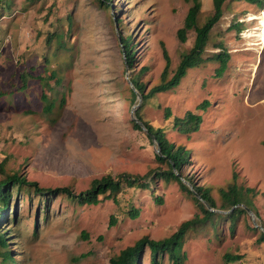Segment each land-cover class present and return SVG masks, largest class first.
I'll use <instances>...</instances> for the list:
<instances>
[{"label":"rangeland","instance_id":"374dc122","mask_svg":"<svg viewBox=\"0 0 264 264\" xmlns=\"http://www.w3.org/2000/svg\"><path fill=\"white\" fill-rule=\"evenodd\" d=\"M196 2L201 26L214 13V0H112L109 8L99 0H12L10 8H0V161L7 162L0 176L18 170L47 189L37 191L31 182L11 186L0 232L13 253L6 263L0 254V264H110L142 237L170 236L200 211L179 182L162 177L150 188L124 186L117 200L101 196L98 204L76 195L106 174L167 169L157 159L158 141L133 127L139 99L132 102L128 79L146 69L141 80L149 92L162 80L164 49L174 73L195 42V29L186 41L178 30ZM60 30L68 36L65 46L56 37L49 40ZM122 33L131 34L136 46L132 69L125 63ZM221 50L230 59L219 75ZM202 56L207 60L190 68L176 88L151 97L142 115L191 150L185 176L211 187L220 204V188L237 174L239 185L254 189L249 199L257 213L246 206L253 215H240L234 231L228 219L192 231L183 247L185 264H264V241H258L264 231V0L225 1ZM52 71L60 84L47 80ZM45 89L55 101L50 113L44 111ZM204 100L210 101L206 109L200 108ZM188 110L203 117L191 136L173 127L174 117ZM133 209L136 217L129 214ZM226 253L241 258L229 262ZM150 262L145 247L138 264ZM161 264H173L168 253Z\"/></svg>","mask_w":264,"mask_h":264},{"label":"trees","instance_id":"16d2710c","mask_svg":"<svg viewBox=\"0 0 264 264\" xmlns=\"http://www.w3.org/2000/svg\"><path fill=\"white\" fill-rule=\"evenodd\" d=\"M12 0H0V8L11 7ZM37 2L39 0H29V2ZM112 0H99V2L106 7H111ZM227 0H214V13L205 21L201 26L198 24V15L200 12V6L198 3H194L187 13L183 26L178 30L179 37L182 41L187 40L188 31L195 29L196 38L194 45L182 56V59L177 66L174 73L170 76V65L171 58L167 49H164V55L166 58V65L161 75V82L153 85L149 92H146L147 84L141 80V75L145 73L146 69H141L137 73H132L130 79L134 83V87L138 92L141 93L143 97L142 105L136 109V116L145 124L147 128V133L149 137L153 140V136L156 137L161 151L157 154V159L160 163L167 166V169H157L150 171L144 175L134 174L130 172H121L117 175L106 174L102 177L95 178L90 187L76 194L78 199L81 202L88 204H98L102 201L103 198H110L111 196L117 200V194L126 187H141V188H150L151 183L158 177H162L165 182L177 181L180 186L188 191L194 196V199L198 205L200 211L195 213L193 218L187 219L181 223L179 228L173 232L170 236H167L162 239H154L149 236H144L139 239L135 244L129 245L121 252L112 257L110 264H138L145 247H148L151 252V262L150 264H161V257L165 253H168L172 259L173 264H185L186 261V252L183 247L187 240V236L195 230L200 229L201 227L215 226L217 227L218 222L222 219L229 220V228L234 231L238 218L242 214H247V207L253 209L256 213V208L254 207L253 202L249 199V195L254 191L251 187H244L239 185L236 182L237 174L234 175V180L228 184L227 187L220 188L219 192L221 195L222 202L219 204L215 197L212 194L211 187L200 185L195 182L191 177L185 176L184 166L190 163L191 150L186 147L184 144H177L176 142L170 141L166 132L161 127H155L149 121H146L142 115V106L148 102V100L154 95L166 92L168 90L176 88L181 80L187 75L188 70L192 67L200 65L207 60L202 56V52L206 43L208 42L209 35L212 27L220 20L223 15V5ZM122 20L120 17H117L118 24L122 25ZM70 23V22H69ZM71 24V23H70ZM56 37L58 43L61 46H65L68 36L60 30L55 31L50 37ZM121 43L125 51V63L131 69L134 67L136 62V53L135 44L131 34H120ZM69 43V42H68ZM217 59L220 61V67L218 68V74L221 75L225 72L227 68L228 61L230 59V54L226 50H221L217 53ZM45 77L43 75L38 76V79L43 80ZM56 79L55 84H60L62 79L58 77L56 71H52L47 80ZM49 82V81H48ZM26 85V84H25ZM53 87V86H52ZM133 88L132 92V102L137 101V92ZM48 89H45L42 98L44 105V111L50 113L55 107V101L52 100L47 94ZM66 102V97H62L61 104L64 105ZM210 104L209 100H204L200 104V108L206 109ZM172 115L170 107H167L165 110V118L168 119ZM203 121L202 114L188 110L183 117L175 116L173 121V127L177 129L182 134L191 136L197 130H199ZM133 127L135 129H142L141 125L136 122L134 119L131 120ZM7 162L5 160L0 161V171L5 173L7 168ZM4 178L0 176V219L6 216V212L10 205L12 199V190L11 186L15 183L21 184H30L32 183L35 186L37 191H47L43 187H40L37 181H28L26 175L20 173L18 170L13 173L4 174ZM184 176V177H183ZM182 178H185L191 182L194 186L192 189ZM60 188V187H59ZM55 188L54 190H60ZM66 192L72 193L68 188L63 189ZM198 192L202 198L200 199L196 194ZM157 202L162 203L163 199L161 197H156ZM207 203L215 208L221 210H229V212H220L211 210ZM244 203V204H242ZM129 214L132 217H136L139 214L137 209L129 211ZM116 222V221H114ZM264 226V223H263ZM252 229H258L254 225L251 226ZM259 242L264 241V231L261 232V235L258 239ZM0 254L2 255V262L6 263L12 258V251L9 250V244L7 242V237L0 232ZM241 255L237 254H225V259L227 261L239 260ZM13 260V259H12Z\"/></svg>","mask_w":264,"mask_h":264},{"label":"water","instance_id":"95a60500","mask_svg":"<svg viewBox=\"0 0 264 264\" xmlns=\"http://www.w3.org/2000/svg\"><path fill=\"white\" fill-rule=\"evenodd\" d=\"M123 51H124V48H123ZM124 53H125V51H124ZM128 80H129V82L131 83L132 87L136 90V88L134 87V83L132 82V80H131L130 78H129ZM136 92H137V96H138L137 99H139V103H138V104H135V105L133 106V110H132V113H133V119H134L136 122H138V123L141 125V127H142L143 129H146V130H147L145 124H144V123H143V122H142V121L136 116V114H135L136 109L141 105V101H142V99H143L141 93L138 92L137 90H136ZM153 140L157 142V139H156V137H154V136H153ZM158 144H159V143H158ZM160 151H161V149H160V146H159V147H158V152H160ZM182 179H183V181H185L186 183H188L189 186H190L192 189L194 188V186H193L192 183H190V182H189L188 180H186L185 178H182ZM196 195H197L200 199L204 200V199L202 198V196H201L198 192H196ZM207 206H208L211 210H214V211H220V212H228V211H229V210L215 209V208L211 207L208 203H207ZM247 210L253 215L252 210H251L250 208H247ZM254 222H255V225H258V223L256 222L255 219H254Z\"/></svg>","mask_w":264,"mask_h":264}]
</instances>
